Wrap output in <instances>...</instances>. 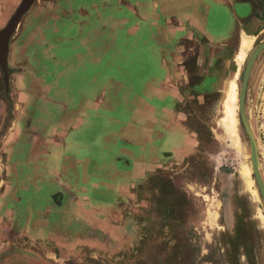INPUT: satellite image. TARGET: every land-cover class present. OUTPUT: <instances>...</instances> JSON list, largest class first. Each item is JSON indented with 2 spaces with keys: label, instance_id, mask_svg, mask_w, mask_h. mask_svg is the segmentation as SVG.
<instances>
[{
  "label": "rangeland",
  "instance_id": "rangeland-1",
  "mask_svg": "<svg viewBox=\"0 0 264 264\" xmlns=\"http://www.w3.org/2000/svg\"><path fill=\"white\" fill-rule=\"evenodd\" d=\"M156 1L35 0L18 20L0 55V264H264V36L199 75L204 39L164 30L175 10ZM23 2L0 0V36Z\"/></svg>",
  "mask_w": 264,
  "mask_h": 264
},
{
  "label": "crops",
  "instance_id": "crops-1",
  "mask_svg": "<svg viewBox=\"0 0 264 264\" xmlns=\"http://www.w3.org/2000/svg\"><path fill=\"white\" fill-rule=\"evenodd\" d=\"M258 2L262 3L261 7L264 8V0H258ZM145 5L143 20L146 25L148 24L152 27L160 25V27L157 28L158 32L161 31L163 25L160 24L161 19H159V17L162 18L166 14L160 12L156 17L158 21L148 23L147 16L150 12H147V6ZM259 6L257 0H157L155 11H158L160 8L175 10L173 15H170L169 18L175 19L176 22L171 19L167 20L164 30L172 31L175 34L186 32V35H189L188 32H190L191 35L189 36H191V38L192 36L194 37L196 33L204 39L197 48V73L199 75L209 76V73L204 71L202 66L206 56L220 58L235 57L240 50L244 35L254 37L255 41L264 36V12L261 13V16L255 23L253 22L254 25L251 29L248 27V22L254 20L258 13ZM186 37L188 36H182V38ZM154 39L156 42L154 43L155 46L152 48L153 53L149 54L147 52V55L153 57L163 56L164 52H162V48L158 47L157 44L161 46L160 43H163L166 38L163 36L157 38L156 36ZM231 42L236 43L232 44ZM147 55L145 54V56ZM212 86L215 87L216 84L213 83ZM3 225L8 224L5 221L2 222L0 217V227L2 228ZM2 237L3 236L0 235V241L3 240ZM6 239L11 240L12 237L9 236ZM6 245L7 247L11 246L10 243Z\"/></svg>",
  "mask_w": 264,
  "mask_h": 264
},
{
  "label": "bare ground",
  "instance_id": "bare-ground-1",
  "mask_svg": "<svg viewBox=\"0 0 264 264\" xmlns=\"http://www.w3.org/2000/svg\"><path fill=\"white\" fill-rule=\"evenodd\" d=\"M243 39L244 41L242 42V47L245 48L249 45L247 42L248 38ZM239 74L240 70H237L234 79L230 80L228 85V94L223 104V118L220 124L222 125L227 136H236L239 130L237 115L239 105V92L236 82ZM250 172V169L246 168L244 174L249 176Z\"/></svg>",
  "mask_w": 264,
  "mask_h": 264
},
{
  "label": "water",
  "instance_id": "water-1",
  "mask_svg": "<svg viewBox=\"0 0 264 264\" xmlns=\"http://www.w3.org/2000/svg\"><path fill=\"white\" fill-rule=\"evenodd\" d=\"M35 2V0H24L20 10L17 12L16 16L14 17V19L12 20L9 28H7L0 36V55L4 56L8 49H9V43H10V39L12 37V34L14 32L15 26L18 22V20L21 18V16L27 12L31 6L33 5V3ZM264 50V43L258 48V50L255 52V54L253 55L252 61L256 59V57L259 56V54ZM246 88H247V77L245 79L244 82V86H243V90H242V94H241V98H240V109H241V113L248 131V134L250 136L251 142H252V146L253 148L256 147V142L253 136V133L251 131V128L249 126L246 114H245V109H244V97H245V93H246ZM255 172L257 175V178L260 179V174H259V170H258V166L255 164ZM263 196H264V192H263Z\"/></svg>",
  "mask_w": 264,
  "mask_h": 264
}]
</instances>
